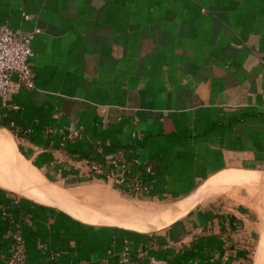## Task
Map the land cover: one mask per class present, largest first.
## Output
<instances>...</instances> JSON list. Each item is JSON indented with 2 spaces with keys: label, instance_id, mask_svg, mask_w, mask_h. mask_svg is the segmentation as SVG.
<instances>
[{
  "label": "crops",
  "instance_id": "0c3cea01",
  "mask_svg": "<svg viewBox=\"0 0 264 264\" xmlns=\"http://www.w3.org/2000/svg\"><path fill=\"white\" fill-rule=\"evenodd\" d=\"M0 22L39 29L34 86L14 80L0 100V125L12 124L35 173L117 204L142 201L152 227L188 205L138 232L85 224L0 186V264L15 231L30 264H116L125 240L134 264H264L256 207L215 191L230 172L264 174V0H0ZM134 179L147 190H128ZM108 215L152 228L149 217L136 228Z\"/></svg>",
  "mask_w": 264,
  "mask_h": 264
},
{
  "label": "rangeland",
  "instance_id": "374dc122",
  "mask_svg": "<svg viewBox=\"0 0 264 264\" xmlns=\"http://www.w3.org/2000/svg\"><path fill=\"white\" fill-rule=\"evenodd\" d=\"M0 142H2L0 144V186L9 189L16 196L31 197L41 203L53 201L63 209L71 211L78 218L92 222H106V219L111 216L108 214L113 216L117 214L118 217L124 219L127 225L141 228L140 219L149 217L143 218L142 221L148 222V227H152L150 223L155 216L151 217L152 213L149 212L151 209L148 208L139 211L140 206H145L140 203L142 201L134 198L120 200L122 206L109 195L101 198L88 189L84 192L77 187H62L48 181L38 170L42 177L35 173L17 149L15 138L3 125H0ZM223 180L225 181L218 185L215 191H235L250 205L256 207L264 223V178L249 180L246 177L243 178L242 175L233 174ZM246 181H251V184L248 182L249 184L246 185ZM127 204L128 206H125Z\"/></svg>",
  "mask_w": 264,
  "mask_h": 264
},
{
  "label": "built area",
  "instance_id": "2783aa9c",
  "mask_svg": "<svg viewBox=\"0 0 264 264\" xmlns=\"http://www.w3.org/2000/svg\"><path fill=\"white\" fill-rule=\"evenodd\" d=\"M25 19L28 15L22 13ZM39 32V29H34L30 32H24L21 29H15L0 22V100L2 105H6L9 92L14 80L24 85L27 88L34 86V73L31 68V61L34 56L32 48V40L34 35ZM13 132L12 124L9 125ZM77 132L72 129L69 132V137L76 135ZM115 165H119L115 160L111 161ZM134 163H139L138 159L133 160ZM122 169H126V164H120ZM98 172L102 169L98 166L94 167ZM144 173H150L149 166H144ZM128 190L137 193H143L147 187L138 179H134L127 186ZM137 258H143L144 253L140 251ZM149 264H173L166 259H159L155 256L148 257ZM4 264H30L25 258L24 240L20 232L15 231L12 235V244L10 253L7 256ZM102 264H110L107 259L102 261ZM116 264H134L132 252L128 240L124 241L123 247L118 253Z\"/></svg>",
  "mask_w": 264,
  "mask_h": 264
},
{
  "label": "bare ground",
  "instance_id": "6f19581e",
  "mask_svg": "<svg viewBox=\"0 0 264 264\" xmlns=\"http://www.w3.org/2000/svg\"><path fill=\"white\" fill-rule=\"evenodd\" d=\"M2 142H0V144H1ZM6 150V149H5ZM10 150V149H9ZM8 150V151H9ZM242 173H253V172H245V171H233V172H230V173H228L227 175H225V176H221V177H219L218 179L217 178H214V179H211V180H208L202 187H201V190L200 191H203L204 189H206L213 181H215L216 179H217V181L218 182H224L225 180H223L225 177H229L230 175H233V174H239V175H241ZM254 174L256 175V177H254V179H257V180H260V179H262V178H264V174H261V173H255L254 172ZM199 191V192H200ZM51 202H53V201H49L48 203H46V204H50ZM55 203V202H54ZM188 208V205H186V206H178V205H176L175 206V208H173V209H170V210H168V211H166L164 214H162V215H160L159 217H157L155 220L156 221H160L162 224H161V226L162 225H164V224H166L167 222H169V220L172 218V217H174V216H176V215H179V212L181 211V210H186ZM66 211H68L71 215H73V216H75L74 214H72L71 213V211H69L68 209H66ZM75 217H77V216H75ZM78 218V217H77ZM78 219H80L81 220V218H78ZM83 221V220H82ZM106 222L107 223H110V224H114V225H119V226H123V227H125V228H129V229H133V230H137V231H150V230H152V229H158V228H160L161 226L159 225V224H157V223H155L154 222V225H153V227L152 228H150V229H146V230H140V229H135V228H131V227H128V226H126V225H124L125 223L124 222H122V221H118V220H115V219H111V218H108V219H106ZM92 223H100V222H92ZM121 223H123V224H121ZM263 235H264V230H263ZM261 248H262V245H261ZM258 257V256H257ZM257 259H256V264H257Z\"/></svg>",
  "mask_w": 264,
  "mask_h": 264
},
{
  "label": "water",
  "instance_id": "95a60500",
  "mask_svg": "<svg viewBox=\"0 0 264 264\" xmlns=\"http://www.w3.org/2000/svg\"><path fill=\"white\" fill-rule=\"evenodd\" d=\"M196 190H197V189H196ZM44 204H46V203H44ZM46 205H49V206H51V207H54V208H56V209H58V210H60V211H62V212H64V213H66L67 215L73 217L74 219H76V220H78V221H80V222H82V223H85V224H92V225H114V224L89 223V222H85V221H82V220L78 219L77 217L71 215L68 211H66L65 209H63L62 207H60L58 204H56V203H54V202H51L50 204H46ZM114 226H118V225H114ZM120 227H122V226H120ZM124 228H125V227H124ZM126 229H128V230H133V229H129V228H126ZM134 231H137V230H134ZM150 231H151V230H150ZM138 232H148V231H138Z\"/></svg>",
  "mask_w": 264,
  "mask_h": 264
},
{
  "label": "trees",
  "instance_id": "16d2710c",
  "mask_svg": "<svg viewBox=\"0 0 264 264\" xmlns=\"http://www.w3.org/2000/svg\"><path fill=\"white\" fill-rule=\"evenodd\" d=\"M2 125L7 127L11 131V129H10V127H8V125H6V124H2Z\"/></svg>",
  "mask_w": 264,
  "mask_h": 264
}]
</instances>
